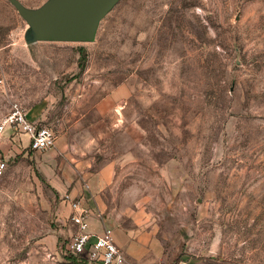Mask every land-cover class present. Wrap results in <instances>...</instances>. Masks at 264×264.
<instances>
[{
    "label": "rangeland",
    "instance_id": "374dc122",
    "mask_svg": "<svg viewBox=\"0 0 264 264\" xmlns=\"http://www.w3.org/2000/svg\"><path fill=\"white\" fill-rule=\"evenodd\" d=\"M14 104L55 143L4 133L0 264H97L67 249L74 188L167 264H264V0H118L89 42L36 40L0 0Z\"/></svg>",
    "mask_w": 264,
    "mask_h": 264
},
{
    "label": "built area",
    "instance_id": "2783aa9c",
    "mask_svg": "<svg viewBox=\"0 0 264 264\" xmlns=\"http://www.w3.org/2000/svg\"><path fill=\"white\" fill-rule=\"evenodd\" d=\"M10 128L27 134L31 150L44 151L55 143L54 132L45 125L28 117L27 111L14 104L11 110L0 119V145L5 131ZM7 168V158L0 154V176ZM69 198L71 221L76 226V233L67 245V249L78 261L94 262L97 264H125L126 259L122 250L117 246L111 228L105 226L99 234L88 232L89 210L80 200ZM184 264V263H181Z\"/></svg>",
    "mask_w": 264,
    "mask_h": 264
},
{
    "label": "water",
    "instance_id": "95a60500",
    "mask_svg": "<svg viewBox=\"0 0 264 264\" xmlns=\"http://www.w3.org/2000/svg\"><path fill=\"white\" fill-rule=\"evenodd\" d=\"M118 0H47L40 7H25L9 0L29 24L36 40L89 42L99 21Z\"/></svg>",
    "mask_w": 264,
    "mask_h": 264
},
{
    "label": "crops",
    "instance_id": "0c3cea01",
    "mask_svg": "<svg viewBox=\"0 0 264 264\" xmlns=\"http://www.w3.org/2000/svg\"><path fill=\"white\" fill-rule=\"evenodd\" d=\"M27 114L31 120H38L37 112L31 110L29 112L27 111ZM22 136H25L26 139H28L27 134L22 133ZM3 142L0 145V154L6 157L7 148ZM73 193V195L79 196L82 204L89 209L87 228L88 232L94 235L101 233L103 227L108 225V220L101 216L100 212L96 211V209L91 204L90 206L85 202V194H83L80 190L74 188ZM117 230L120 232L119 236H117L115 233ZM113 231L117 246L124 253L126 259L125 264H167L160 256L152 255L150 248L145 242L131 238L129 233L125 234L123 229L117 226Z\"/></svg>",
    "mask_w": 264,
    "mask_h": 264
},
{
    "label": "trees",
    "instance_id": "16d2710c",
    "mask_svg": "<svg viewBox=\"0 0 264 264\" xmlns=\"http://www.w3.org/2000/svg\"><path fill=\"white\" fill-rule=\"evenodd\" d=\"M80 50L81 51H80V57L78 60V65H79L80 71H82L85 67L86 54H85V50L83 48H81ZM73 258L75 260H78V258L76 256H73Z\"/></svg>",
    "mask_w": 264,
    "mask_h": 264
}]
</instances>
